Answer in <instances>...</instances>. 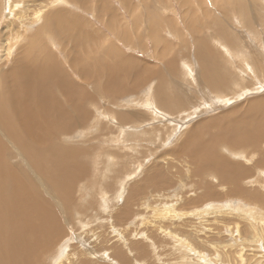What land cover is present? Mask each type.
I'll return each instance as SVG.
<instances>
[{
  "label": "rangeland",
  "instance_id": "rangeland-1",
  "mask_svg": "<svg viewBox=\"0 0 264 264\" xmlns=\"http://www.w3.org/2000/svg\"><path fill=\"white\" fill-rule=\"evenodd\" d=\"M126 2L129 3L128 7L122 5L121 0H0V67L4 72L10 71L9 77L13 74L15 59L21 53L27 39L34 37L38 28V25L30 27V24H41L44 18H38L36 22L30 23V17L35 11L45 10L51 4H54L51 9L84 21L86 24V29L83 26L84 31L93 34L92 38L83 39L86 44L79 50L80 58L76 59L81 62L90 61V64H86L92 67L91 71L95 73L93 78L97 76V71L93 68L96 64H92V60L95 61V54H101L102 50H105L96 49L100 47L96 35H99L105 44L116 48L122 57L134 61L128 63L130 67L134 65L139 67L131 69L133 76L128 77V73L121 74L120 82L124 84L123 87L125 86V95L119 91H116V94L115 91L108 93L104 88V93H99L95 97L96 100L86 106V109L92 112L88 121L90 124L87 123L80 130L73 129L66 134L70 136L71 142H77L79 146L92 153L90 157L93 167L89 164L88 170L91 176L78 181L79 192L72 197L76 202L75 206L63 210V197L59 193L58 201L53 203L57 211L53 213L48 206L58 219L66 220L64 238L54 243L51 250L45 254L42 243L37 245L31 264H37V261L38 264H121L117 259L122 257L126 259L127 264H264V169H262L264 167L253 168V173L246 177L248 180L244 186L255 192V195L249 196L251 202L248 203L242 198L226 197L208 201L207 204L191 206L190 201L199 194L192 193L189 188L195 183L193 178H197L192 174L194 166L188 160L191 156H176L182 141H187L189 147L195 149L198 144L209 141L211 136L213 139V134L218 133L215 132L216 129L221 124L225 126V122L229 124L227 117H230V114L233 116L234 112V117L242 118V115H246L255 119V114L248 115V108L252 102L260 100L259 106L256 107L264 109V0H126ZM60 39L47 36L46 45L49 52L51 51V56L56 63L57 61L60 63L62 73L79 91L85 87V93L86 91L92 93L96 85L94 83L97 82L93 83L92 88V83L89 84L87 81L89 75L85 77L86 81L82 82L79 76L82 77L83 73L71 65L73 55L62 49V47L70 49L71 42L66 43V46L60 45L58 43ZM199 40L203 41L202 43L207 42L208 47L219 54L217 61L225 65L234 78L232 86L218 90L214 88L213 82L201 81L199 74L203 65H200L196 55ZM204 55L211 59L215 58L207 52ZM103 57L100 58L101 63H107ZM256 62H259L258 65ZM202 76L204 79L213 78L211 73L206 72L202 73ZM132 82L135 83L134 88ZM152 89L163 110H158L161 115L155 112V108L146 112L148 107L136 106L147 98ZM158 92L164 95L159 97L160 102L157 99ZM175 94H179V97L184 94L185 102L170 114L172 109L169 110L168 98L174 96L176 100L173 102H182ZM152 110L155 113H152ZM109 111L117 114L120 112V115L132 113L128 119L126 116L118 115L125 123L123 125L119 121L121 125L128 131H133L135 127L134 129L140 133L150 132L151 135L147 136L150 139L148 140L144 134L137 133L134 141V137L126 132L123 126L122 129L119 128L120 130L114 128L113 126L118 127V124L108 117ZM103 113L104 115H100ZM135 115L139 116L134 118ZM106 116L110 118V123L107 119L104 124L101 120ZM100 122L101 124H98ZM207 122L210 126L204 139L203 126ZM106 123L110 129L124 132H120L118 136L116 132L110 134L106 129L105 133L109 137L107 139L105 136L104 143L102 142L104 137L99 129L102 125L106 126ZM95 124L100 127L98 126L95 133H92L91 127ZM197 127L199 130H194ZM81 136L85 137L82 142ZM227 136L230 135H224L226 142L223 140L222 144L234 146L229 141L231 137L226 138ZM94 138L97 142L100 138V142L93 141ZM261 145L264 148V142ZM220 152L231 154L230 160L237 166L242 164L244 167H250L251 161L253 163L258 158L251 155L247 159L244 155L242 158L234 157L235 153H231L225 147L220 148ZM123 155L137 160L126 165L129 169L125 165L122 166L125 173L114 180L118 179V183L115 184L120 183L118 187L113 185L114 190L108 191L101 184V197L97 201L103 200L109 204L105 212L95 210L89 206L84 191L80 190L90 189L91 193L92 183L102 179L101 168L104 170L110 168L118 163L121 157H125ZM248 160L250 161L246 162ZM62 170L64 174V169ZM259 171L263 172L259 174ZM88 173L87 175H90ZM148 173H153L156 179L162 182H165V179L169 180V185L173 188L168 189L170 193L160 192L161 197L154 196L149 189L146 190L141 200L138 199L135 208L128 207L132 215L127 216L124 213L125 209L122 211V206L131 192V185L142 186ZM163 193L168 194V199L167 194ZM180 200H187V206L182 205ZM146 203L149 205L148 208L145 206ZM81 205L88 206L87 213L78 207ZM229 207H236L238 210L248 209L250 212H244L245 214L240 212V216H233L229 214L231 213ZM61 209L65 214L64 219L61 217ZM139 213V217H136ZM56 251L59 257L55 256Z\"/></svg>",
  "mask_w": 264,
  "mask_h": 264
},
{
  "label": "bare ground",
  "instance_id": "bare-ground-1",
  "mask_svg": "<svg viewBox=\"0 0 264 264\" xmlns=\"http://www.w3.org/2000/svg\"><path fill=\"white\" fill-rule=\"evenodd\" d=\"M121 2L122 5L129 6V3L127 4L128 1L126 2V0H121ZM52 5L54 4H51L49 8L45 10L39 12L35 11L33 16L30 17V23L36 22L38 18H44L41 24H30V27L38 25V28L34 37L32 36L27 39V43L22 48L19 56L15 59L12 76L9 77L10 71L4 72V69L0 67V264H31V260L37 250V245L42 243V246L44 247L43 252L45 254L51 250L54 243L64 238V225L66 222L64 219L65 214L61 209V217L64 220L58 219L53 214L57 211L53 203L58 201L57 195L59 193L63 197V210L64 208L69 209L70 206H75L76 202L72 199V197L76 192H79L80 187H78L77 183L79 180H86L88 176H91V173H88L89 164L93 167V162L90 157L92 153L85 147L79 146L77 142H71L70 136H67L66 134H69L73 129L80 130V128L85 126L87 123L90 124L88 121L91 116V111L89 112V109H86V106L89 102H93L99 93L103 94L104 88L108 93L115 91L114 94H116V91H119L124 94L125 86L123 87L124 84L122 85L120 82L122 81L121 74L128 73V77H130L132 75L131 69L139 68L137 65L130 67L128 63H133L134 61L122 57L123 55L120 54L116 48L110 44H105L103 39L99 35H96V39L100 42V47L98 46L96 49L101 50L102 48L105 50H102L101 54H95V50L92 47V51L96 55V59L95 61L94 59L92 60V64H96L93 68L97 71V76L93 78L95 73L93 74L94 71H91L92 67H88L86 64H90V61L87 60L86 62H81V60H76L77 58H80L79 50L86 44L83 42V39L87 40L92 38L93 34L84 31V28L86 29V24L83 23L84 21L82 22L72 16H67V13L55 11L51 9ZM126 6L125 8L128 7ZM47 36H53V38L57 39L61 38L59 42L57 41L60 45L65 44L64 46H66V43L71 42L70 49H65V47H62V49L73 55L74 59L71 60L73 61L71 65L73 68L79 69L78 71L80 73H83L82 77L79 76V78H82V82L88 75L89 78L87 81H89V84L92 83L91 86L95 81L97 82L94 83L96 85L94 87L95 89H92L94 90L92 93H88L87 91L85 93V87L82 91H79L77 86H74V84L65 77L64 73H62L59 68L60 63L58 61L56 63L50 54L51 51L49 52L47 48ZM153 38L155 37H152V39ZM202 42L199 40L196 48V55L200 60L199 63L200 65H203V69L201 68V74H199L201 81L213 82L215 89L229 88L233 85L232 80L234 78H232L226 66L221 65V63L217 61L219 54L211 50V48L208 47L207 42ZM154 45H156V43H154ZM206 52L215 56V58L211 59L205 56L204 54ZM99 55L102 57L104 56L107 63L102 64L100 61L101 56ZM88 58L90 59V57H87V59ZM257 63L259 62H256V64ZM252 64L254 65L255 63ZM104 68L105 72H103ZM204 72L211 73L213 78L204 79L202 76V73ZM103 73H105V76ZM196 77L199 76L196 75ZM138 79H140V77H138ZM134 87L135 83H133V88ZM153 89L147 98H144V101H142L140 105L135 104L138 107H148L146 112L155 108V112L159 113L158 110H163L156 100ZM128 90L131 92L130 88H128ZM154 91H156V89ZM129 92H127V94H129ZM178 95L175 94L177 99H182V102H173L176 100L174 96L171 99L168 98L169 110L172 109L170 112L168 111L170 114H173L174 109L185 102L183 100L185 95L182 94V97H179ZM160 96L164 95L161 92H158L157 99L159 102ZM116 102H118V100ZM259 102L260 100H256L254 103L252 102L248 108V115L255 114V119L248 118L245 114V116L241 114L242 118L234 117L235 112L233 111V116L230 114L232 112H230V117H227L229 118V124L226 122L225 126L221 124L215 131L218 133L215 135L213 134V139L211 136L209 141L207 140L202 144H198L195 149L190 148L187 141H182V144L178 147V149L176 148L177 157L191 156L188 160L189 163L194 166L192 171L193 176L197 177L193 178L195 183L189 187L192 190V193L199 192V194L193 198V201H190L189 204L191 206L193 204L203 205L208 201L219 200L226 197H231L233 199L242 198L248 203L252 201L249 196L252 194L255 195V192L250 190V187L247 189L244 186L248 180L246 177L253 173V168L257 166H260L261 168L264 167V148L261 145L264 142V109L256 107L259 106ZM91 109L92 106L90 110ZM118 110L114 111L118 112ZM153 112L154 111L152 110V113ZM109 113L110 115L108 114V117L113 119L118 124V127L113 126L117 129H122L121 126L125 125L124 120L119 119L118 115L126 116L127 119L129 118L128 116L133 115L132 113H125V115L121 113L120 115V112L117 114L111 113V111H109ZM100 115H104V113ZM158 115H161V113ZM136 116L139 115H135L134 118ZM108 117H102L101 122L103 121L102 123L105 124L104 121L107 122L108 119V122L110 123V118ZM97 118L99 117L97 116ZM119 121H121L123 125H121ZM213 121H211V126ZM101 122L98 124H101ZM209 122L203 126L205 127V131H203L204 139H206V135L208 133L206 130L209 129ZM98 124L91 127L93 128L92 133H95V129L99 126ZM132 127L128 128L132 129ZM134 128L133 131H128L125 129V126H123V129L126 132H129L132 137L136 136L137 133H140ZM106 129L109 130L110 134L116 132L112 128L110 129L107 123L106 126L102 125V128L100 127L99 129L104 137L102 142L106 140V137L107 139L109 137L108 134L105 133ZM124 130L120 132H124ZM194 130L199 129L197 127ZM142 131L143 130H141V132ZM120 132L117 131L116 134L118 135ZM222 133H224V135H230L229 137H231V139L229 141L234 146L225 143L222 144L221 141L226 140L224 139V135L222 136ZM141 134H144L145 137L151 135L150 132L145 131L144 133H140V135ZM198 135L201 136V133L198 132ZM137 137L139 136L137 135ZM229 137L227 136L226 138ZM81 138V142L84 141L85 137L81 136ZM135 138L136 137L133 138L134 141ZM149 139L150 138H148V140ZM96 140L95 138L93 139V141ZM98 140V142H100V138ZM193 142H195V139H193ZM83 143L82 145L85 144ZM136 145L138 144L136 143ZM224 147L230 150L231 153L234 152V157L236 156L238 158H242L244 155L245 159H247L248 156L251 155L254 158L258 156V158L256 161L254 160L253 163L251 161L250 167H244V165L237 160L241 164V166H237L230 160L231 154L227 155L220 152V148ZM233 149H236L237 151H234ZM135 160L137 159L125 156L121 157L118 160V163L113 164L110 168L105 170L104 168H101L103 169L102 179L98 181L99 183H96L95 181L92 183V192L90 193V189L80 190L84 191L83 193L86 194L85 198L87 199L89 206L95 210H102L105 212L109 202H104L103 200L102 202L97 201V199H100L101 197V184H103L108 191L114 190L113 188L115 185H117V187L120 185V183L115 184L118 179L117 181L114 180L122 176V173H125L122 166L134 163ZM249 161L250 160L246 162ZM214 163L216 164L214 165ZM62 169H64V174ZM262 172L263 171H259V174ZM87 173L90 175H87ZM62 174L63 177L60 180ZM164 181L165 182H162L156 179L153 173H148L145 179L146 184L144 183L142 186L137 184L131 185V192L122 206V211L125 209L124 213L127 216H131L132 211L130 213L128 207L133 206L135 208L138 199L141 200V197L148 189L151 190L154 193L153 195L157 197H161L160 192L162 191H169L170 193V190L168 189L173 187L169 185V180L165 179ZM98 188L100 189L99 192L97 191ZM219 188H221V190H219ZM167 197L168 194L166 195V199H168ZM162 198L165 199L164 196ZM180 202L182 205L187 206V200H180ZM257 203L260 204L259 202ZM48 206H50L53 213ZM145 206L146 208L149 207L147 203ZM164 206L166 207L165 204ZM78 207L84 213L88 212L89 208L87 205H81ZM241 207L247 208V206ZM242 208H239L238 210L236 207H229L228 210L231 211L229 214L233 216H240V212H250L247 211L248 209L242 210ZM222 211L226 212V210ZM136 215V217H139L140 213ZM234 232L235 230H233V233ZM179 241L181 242L182 240ZM170 245L172 246L173 244ZM140 248L139 251L141 250ZM182 250L184 251V249ZM54 254L56 257L60 256L57 251L56 253L54 252ZM117 260L121 264H127L126 259L124 260L123 257Z\"/></svg>",
  "mask_w": 264,
  "mask_h": 264
}]
</instances>
